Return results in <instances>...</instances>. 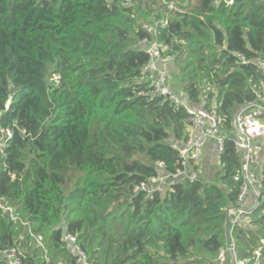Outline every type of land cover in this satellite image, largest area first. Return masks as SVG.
<instances>
[{
	"label": "trees",
	"instance_id": "1",
	"mask_svg": "<svg viewBox=\"0 0 264 264\" xmlns=\"http://www.w3.org/2000/svg\"><path fill=\"white\" fill-rule=\"evenodd\" d=\"M139 1L0 0V136L14 132L0 153V201L18 207L35 235L0 213V250L44 234L45 248L30 245L26 262L56 264L59 251L76 264L63 240L68 231L94 264H219L226 208L239 188L232 136L217 178L227 189L201 179L169 182L164 192L137 189L157 177L158 162L166 172L180 166L175 145L190 125L186 109L143 79L149 55L137 44L166 5ZM178 5L188 13L158 37L174 57L186 54L189 99L215 107L230 129L238 108L264 86L257 66L237 56L264 58V0ZM262 177L251 220L259 228L235 226L232 234L238 259L249 264L264 239V163Z\"/></svg>",
	"mask_w": 264,
	"mask_h": 264
},
{
	"label": "built area",
	"instance_id": "2",
	"mask_svg": "<svg viewBox=\"0 0 264 264\" xmlns=\"http://www.w3.org/2000/svg\"><path fill=\"white\" fill-rule=\"evenodd\" d=\"M135 0H126V5H133ZM165 14L163 16H153L145 25L149 37L140 40L138 48L143 49L149 60L142 70V74L149 79V86L154 93L164 96L176 107L184 108L189 114V136L175 145L180 150V166L173 172L164 170V162H158L159 172L157 177L143 182L137 189H148L149 193L154 190L164 192L169 182L184 179L196 180L202 175L200 163L204 157L206 148L211 141L217 143V152L220 155L224 151V143L227 136H232L235 151L239 156L240 166L232 176V179L239 185L238 194L234 203L229 204L226 211L230 213L232 234L235 226L252 227L253 211L260 204L261 190L263 188V163L264 148L257 142L264 138V86L258 95V99L249 104L243 105L235 112L232 127L225 129L222 118L215 107H208L206 102L195 103L189 99L187 93L177 92L170 83L169 73L165 67L173 48L158 37L159 30L168 26L170 19H180L188 13L184 6L176 4L174 1L161 0ZM230 4L234 0H228ZM241 62H253L264 76V58L248 60L245 55L238 53ZM215 105V104H214ZM254 107L253 111L250 108ZM8 109V104L6 106ZM22 134L27 135L25 129L20 128ZM13 129L1 130L0 153H4L8 138L13 136ZM0 213L8 215L15 223H20L26 227L32 236H35L31 225L18 212V207L12 206L7 201H0ZM233 239V235H232ZM66 252L75 260L76 264H94L89 257V253L82 246L81 240L72 232L66 231L63 236ZM41 246L45 248L41 242ZM264 251V239L261 244L254 249L253 264H258ZM235 241L233 244L227 242L226 247L221 249L218 256L219 264H224L228 258L234 260L236 264H249L250 258L238 259ZM0 259L7 264H31L24 260L23 252L18 246H11L0 250ZM45 264H49L46 257Z\"/></svg>",
	"mask_w": 264,
	"mask_h": 264
},
{
	"label": "rangeland",
	"instance_id": "3",
	"mask_svg": "<svg viewBox=\"0 0 264 264\" xmlns=\"http://www.w3.org/2000/svg\"><path fill=\"white\" fill-rule=\"evenodd\" d=\"M144 1V4L146 6H149L151 8H158L159 6H161L162 4H164L161 0H157L155 4L153 0H142ZM176 4H181V5H187V6H196L197 4V0H173ZM140 1L137 0V2H133L134 4H138ZM186 55V54H185ZM182 56V57H174V56H170L168 59V62L165 63V67L167 68V71L169 73V78H170V83L173 86V88L179 92V93H186L185 89H184V85L189 81V77H185V80H183L184 77V72H183V67L186 64V56ZM144 80L146 79V77L143 78ZM203 84H207V85H211V83L205 80V82H203ZM215 104V101H214ZM254 107L250 108V111H253ZM259 145H262L264 148V138L262 139V141L260 140L259 142H257ZM218 178V177H217ZM227 189V188H224ZM259 214L256 213L254 214L255 217H257ZM250 228V227H249ZM251 228H253L254 230H257L259 227L256 225H253ZM21 241L17 244L18 247L21 249L22 252L28 251L29 250V246L31 245L32 248L37 247V246H41V242L45 245L47 242L46 236L44 234H40L37 235V239L38 240H31V239H27L25 238V235L21 236ZM57 259L55 260L56 264H72V261L70 260V258L66 255V253H61L59 251H57ZM261 264H264V257L261 258Z\"/></svg>",
	"mask_w": 264,
	"mask_h": 264
},
{
	"label": "crops",
	"instance_id": "4",
	"mask_svg": "<svg viewBox=\"0 0 264 264\" xmlns=\"http://www.w3.org/2000/svg\"><path fill=\"white\" fill-rule=\"evenodd\" d=\"M168 62V61H166ZM202 175L200 179L207 183H218L222 185L224 188L227 186L221 181V179L217 180L218 173L221 168L220 163V155L217 152V143L215 141H211L205 151L204 157L200 163ZM224 264H236V262L230 258L226 260ZM261 264V260L258 262Z\"/></svg>",
	"mask_w": 264,
	"mask_h": 264
},
{
	"label": "water",
	"instance_id": "5",
	"mask_svg": "<svg viewBox=\"0 0 264 264\" xmlns=\"http://www.w3.org/2000/svg\"><path fill=\"white\" fill-rule=\"evenodd\" d=\"M226 235H227L228 243L233 244L231 216L228 211H227V218H226Z\"/></svg>",
	"mask_w": 264,
	"mask_h": 264
}]
</instances>
